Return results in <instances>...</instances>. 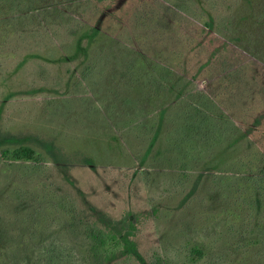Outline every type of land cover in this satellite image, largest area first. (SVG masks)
<instances>
[{
    "label": "rangeland",
    "instance_id": "rangeland-1",
    "mask_svg": "<svg viewBox=\"0 0 264 264\" xmlns=\"http://www.w3.org/2000/svg\"><path fill=\"white\" fill-rule=\"evenodd\" d=\"M30 19L0 31V243L22 242L27 232L31 241H62L82 254L84 225L93 223L135 240L148 261L159 249L165 264H193L187 243L217 239L199 264L258 258L257 174L247 180L249 168L226 166L186 177L168 171L155 148L136 153L122 118L109 133L100 123V52L111 48L130 82H122L124 97L136 94L125 65L137 55L144 72L169 55L177 61L181 40L194 62L200 50L223 49L263 85L264 0H48ZM258 113L240 148L254 162L264 153V109ZM23 146L42 161L3 155ZM223 159L233 164L236 154ZM236 195L244 205L237 216L229 212ZM128 258L110 264H146Z\"/></svg>",
    "mask_w": 264,
    "mask_h": 264
},
{
    "label": "trees",
    "instance_id": "trees-1",
    "mask_svg": "<svg viewBox=\"0 0 264 264\" xmlns=\"http://www.w3.org/2000/svg\"><path fill=\"white\" fill-rule=\"evenodd\" d=\"M46 4L48 0H0V31L4 23L10 27L16 23L23 25L24 18L32 19L44 12ZM177 44L179 48L173 52L177 61L169 55L163 65L153 62L152 68L144 72L137 65L140 58L137 55L131 64L125 65L124 71L130 75L132 83L131 92L136 93L128 96L130 92L126 91L125 97L121 96L125 93L121 88L130 82L124 81L120 74V64L112 56L114 52L111 48L100 52V123L111 133L114 132L112 123L120 125L122 118L125 120L122 125L128 130L125 134L136 153L155 148L168 171L180 172L186 177L204 169L225 170L229 166L233 168L231 171H236L249 168L247 180H252L255 173L258 177L255 185L258 190L252 199L257 198L256 202L263 204L264 153L254 154L255 162L248 161L249 154L240 148L247 137V124L260 122L258 112L264 109V84L261 85L256 75H250L246 66L239 65L223 49L217 52L200 50L198 55L208 56H199L194 62L193 50L188 49L190 43L181 40ZM233 153L236 160L228 164L223 156ZM3 155L14 160L41 162L43 159L28 146L4 150ZM230 208L235 210L229 211L235 216L243 212L240 196H235ZM70 228L75 232L74 225ZM83 234L88 243L79 254L62 241H31L26 232V240L22 242L0 243V264H77L78 254V264H110L121 257H142L135 240L97 224H85ZM30 236L32 239V234ZM219 241L214 240L209 245L188 242L186 247L192 263L203 261L209 250L218 247ZM250 247L251 244L246 245L248 252ZM247 256L232 264H264V250L258 253V258ZM141 260L146 264H165L159 249L149 261Z\"/></svg>",
    "mask_w": 264,
    "mask_h": 264
}]
</instances>
